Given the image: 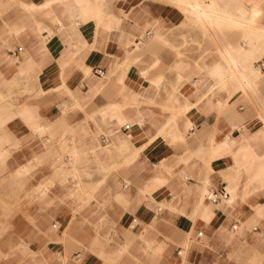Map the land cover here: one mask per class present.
I'll return each instance as SVG.
<instances>
[{
	"label": "crops",
	"instance_id": "1",
	"mask_svg": "<svg viewBox=\"0 0 264 264\" xmlns=\"http://www.w3.org/2000/svg\"><path fill=\"white\" fill-rule=\"evenodd\" d=\"M263 28L264 0H0V91L17 98L0 168L78 169L77 191L55 176L38 192L47 173L8 193L4 172L0 253L182 264L186 234L185 264H212L229 234L263 248ZM253 69L241 91L229 74Z\"/></svg>",
	"mask_w": 264,
	"mask_h": 264
},
{
	"label": "rangeland",
	"instance_id": "2",
	"mask_svg": "<svg viewBox=\"0 0 264 264\" xmlns=\"http://www.w3.org/2000/svg\"><path fill=\"white\" fill-rule=\"evenodd\" d=\"M8 92L5 93V91H4L1 93V91H0L1 96L3 97V99L0 100V117L1 116L3 117L1 119L2 123H6L7 120L9 118H11V116L13 114H9V113L11 111H13V107H14L13 104L17 101V98L13 94V91L11 93H8ZM4 139H5V136L4 137L0 136V146H2L4 144V141H3ZM46 142L47 141H45L44 144ZM7 148H8V153H4V155L2 157H0V166H2L4 164V161L15 157V155L13 153H10V149L15 148V146L10 145V146H7ZM30 160H28V161H30ZM45 160L49 161V158H40V159L34 158V161L32 163L28 164L29 168L24 169L25 172L23 174H18L17 171H15L14 173H10V172L8 173L9 170L3 169L1 167L0 168V177L5 176L6 174H4V172H7L8 173L7 176H10V178L12 179V182H13L12 184L7 186L8 187V193L18 192L22 189L23 185L21 184V181H22L21 178L23 175H26V176L34 179V178H36V174H38V175L42 174L44 177H46L47 173L49 174L48 179L44 180L43 186H41L40 189L37 190L38 192H47L50 187H54V185H53L54 180L59 178L60 181H62V178L66 177V176H70L72 181H74V183H72V185H71V188L73 190L77 191V189H78L77 188L78 187V184H77V182H78V169H71L69 174H67V172H65L63 170H58L57 172H59V173H57L56 175L53 176V174L55 173L54 169L49 170V169H41L40 168L45 163ZM64 172H65V174H63ZM55 176L56 177L59 176V177L56 178ZM186 235H187L186 236L187 242H184V252L182 253V255L180 257L182 259V264H185L187 262V254H188L189 248L191 246V245L189 246V244H191L189 241L194 239L195 234H186ZM229 236L230 237L228 239L220 238L218 240V242H217L218 244L216 245V248H214V253H213L214 256L212 259L213 260L212 264H264V244H263V248H257V247L254 248L253 243H251V241L247 240V238H244V237L240 238L241 235L233 236L232 234H229ZM188 238H190V239H188ZM193 242H195V240H193ZM223 247L228 248V250H226V248H225L226 256H222L220 253L221 251L218 253H215L216 250H222ZM16 254H20V256H22L23 260H25L24 262L26 264H31V263H29V261L27 259L33 253L28 249H12V250H10V252H8L6 254L0 253V264H5V263L6 264H16L15 263L16 262V260H15ZM18 264H21V262L18 261Z\"/></svg>",
	"mask_w": 264,
	"mask_h": 264
},
{
	"label": "bare ground",
	"instance_id": "3",
	"mask_svg": "<svg viewBox=\"0 0 264 264\" xmlns=\"http://www.w3.org/2000/svg\"><path fill=\"white\" fill-rule=\"evenodd\" d=\"M195 2H196V0H195ZM248 2H250V1H248ZM191 3V2H190ZM192 3H193V1H192ZM251 3H252V1H251ZM250 4V3H249ZM195 4H193V5H190V6H194ZM197 5V4H196ZM198 6V5H197ZM253 7V6H252ZM192 8V7H191ZM195 8H197V7H195ZM235 8V7H234ZM198 9V8H197ZM194 10V9H193ZM195 11V10H194ZM198 11H200V10H198ZM197 11V14L199 13ZM195 13H196V11H195ZM200 13H201V11H200ZM200 13H199V16H200ZM235 13V12H234ZM240 15V14H239ZM249 16V15H248ZM205 17V16H204ZM203 19V18H202ZM200 20V19H199ZM203 21H205V20H203ZM208 21H209V19H208ZM248 21V20H247ZM242 23V22H241ZM204 24H206V23H204ZM245 25V24H244ZM254 25V24H253ZM200 26V25H199ZM208 25H206V27H207ZM248 26V25H247ZM202 27H204V26H202ZM253 27V26H252ZM264 29V28H263ZM258 31H260V30H258ZM246 33V32H245ZM263 40H264V30H263ZM228 58V57H227ZM29 59V58H28ZM128 58H126V60H127ZM223 58L221 57V60H222ZM129 60V59H128ZM230 60H231V63L233 64L234 62H233V59L232 58H230ZM227 62V61H226ZM228 63V62H227ZM230 62H229V64L230 65H232ZM259 68V67H258ZM233 69H236V67H234ZM238 69V68H237ZM236 69V70H237ZM214 76H215V79L216 80H218V81H223V76L225 75L224 73H222V67L221 66H216L215 67V71H214V74H213ZM258 76V75H260V73L258 72V69H253V71L252 70H249L248 71V73L245 75V74H243V73H240V72H231L230 74H229V76H230V78L232 79V80H234L236 83H237V85L241 88V91H252V89L250 88V86H249V84H247V85H245V82H244V80L246 79L247 81H251V85L254 83V79H255V76ZM16 76V75H15ZM6 77V76H5ZM60 77V76H59ZM20 79H21V77H20ZM245 80V81H246ZM212 83H214V82H212ZM247 83V82H246ZM217 85V84H216ZM247 87V89H244V87ZM21 89V88H20ZM239 91V90H238ZM231 93V92H230ZM247 93V92H246ZM3 99V97L1 96V93H0V100H2ZM230 99V98H229ZM227 105V104H226ZM225 107V106H224ZM197 109V108H196ZM221 109V108H220ZM3 117L1 116L0 117V129L1 128H4V125L6 124V123H2V121H1V119H2ZM120 118V117H119ZM9 122V121H8ZM123 122V120H121V121H119V124H121ZM125 122V121H124ZM126 123V122H125ZM136 123V122H135ZM133 125V124H132ZM33 133H34V130H33ZM42 135H43V133H42ZM71 139V138H70ZM4 141L6 142V143H16V139L15 138H13V136H11L9 133H7L6 134V136H5V139H4ZM4 155V151H3V149H0V157H2ZM71 159L72 160H74V161H77L78 160V154L77 153H72L71 154ZM17 172H18V174H23L25 171H24V169H18L17 170ZM81 184V183H80ZM94 187H96V186H94ZM93 187V188H94ZM78 188V187H77ZM93 188H91V189H93ZM93 191V190H92ZM88 194V193H87ZM85 195V194H84ZM202 196V195H201ZM203 197V196H202ZM201 197V198H202ZM202 200V199H201ZM200 205V204H199ZM198 208V207H197Z\"/></svg>",
	"mask_w": 264,
	"mask_h": 264
},
{
	"label": "built area",
	"instance_id": "4",
	"mask_svg": "<svg viewBox=\"0 0 264 264\" xmlns=\"http://www.w3.org/2000/svg\"><path fill=\"white\" fill-rule=\"evenodd\" d=\"M125 128H128V126H125ZM224 196V192L223 191H219V192H216V191H211V192H208L206 195H205V199L206 200H210L212 202H216L218 200H220L221 197ZM201 232H198L197 233V236H201Z\"/></svg>",
	"mask_w": 264,
	"mask_h": 264
}]
</instances>
